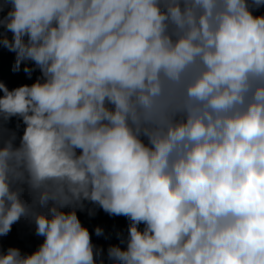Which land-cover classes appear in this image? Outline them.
<instances>
[{
    "label": "clouds",
    "instance_id": "obj_1",
    "mask_svg": "<svg viewBox=\"0 0 264 264\" xmlns=\"http://www.w3.org/2000/svg\"><path fill=\"white\" fill-rule=\"evenodd\" d=\"M262 7L3 0L12 71L41 76L0 82V121L25 125L0 138V236L24 217L43 241L0 264H105L86 202L129 221L108 264H264Z\"/></svg>",
    "mask_w": 264,
    "mask_h": 264
},
{
    "label": "trees",
    "instance_id": "obj_2",
    "mask_svg": "<svg viewBox=\"0 0 264 264\" xmlns=\"http://www.w3.org/2000/svg\"><path fill=\"white\" fill-rule=\"evenodd\" d=\"M3 0H0L2 3ZM8 9L5 8L4 11H0V18L6 15ZM264 14V7L254 10V15ZM5 29L0 26V34H3ZM8 37L11 38L12 33H7ZM15 63V53L10 52L2 45H0V82H3L9 90L22 85H31L41 76L39 69L32 72L31 77L24 72L25 63L21 64L19 72H13L12 66ZM34 62H27L28 66H32ZM0 96H3V92L0 91ZM19 125V127H17ZM25 125L22 119L18 117H12L8 122L4 123L0 121V138H6L11 132H15L17 135L16 143H19V138L23 135ZM24 198L30 200V198L25 194ZM95 209V215H89V209ZM78 218L81 223L89 229L92 243L95 249L100 252V256L104 258L105 264L107 261V249L111 245L120 244V237L118 233L122 236H127V229L129 221L124 216H110L108 213L104 212L99 206H94L89 203H85V208L83 210H77ZM99 226L103 229V235L97 236L95 234V228ZM141 229L143 224L140 225ZM43 237L37 236L35 233V224L28 218L22 217L18 222L12 226V230L7 236H0V252L5 251L9 247H16L21 250L22 253H32L36 248L42 243ZM121 247L125 245L120 244ZM99 258V257H98Z\"/></svg>",
    "mask_w": 264,
    "mask_h": 264
}]
</instances>
